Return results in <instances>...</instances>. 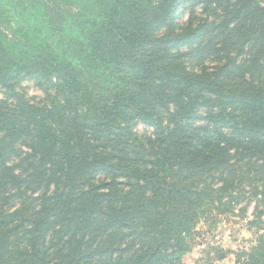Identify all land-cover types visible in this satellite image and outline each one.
<instances>
[{"label":"trees","instance_id":"trees-1","mask_svg":"<svg viewBox=\"0 0 264 264\" xmlns=\"http://www.w3.org/2000/svg\"><path fill=\"white\" fill-rule=\"evenodd\" d=\"M0 89V264H264V0H0Z\"/></svg>","mask_w":264,"mask_h":264},{"label":"rangeland","instance_id":"rangeland-1","mask_svg":"<svg viewBox=\"0 0 264 264\" xmlns=\"http://www.w3.org/2000/svg\"><path fill=\"white\" fill-rule=\"evenodd\" d=\"M31 94H39V91L32 83H27ZM0 89V97L2 96ZM251 213L252 205L249 207ZM238 211V210H237ZM252 218V214L247 217H233L235 224L221 223L219 229L209 232L208 224H201L202 235L195 237L192 251L184 257V264H235L233 250L237 247L246 248L254 242L253 230L248 229L247 221Z\"/></svg>","mask_w":264,"mask_h":264}]
</instances>
